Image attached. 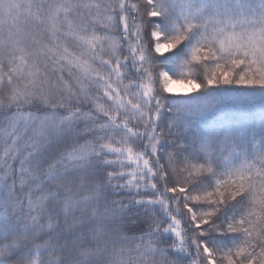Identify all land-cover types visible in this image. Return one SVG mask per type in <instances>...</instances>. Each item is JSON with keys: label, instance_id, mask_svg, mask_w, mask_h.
Returning a JSON list of instances; mask_svg holds the SVG:
<instances>
[{"label": "snow or ice", "instance_id": "snow-or-ice-1", "mask_svg": "<svg viewBox=\"0 0 264 264\" xmlns=\"http://www.w3.org/2000/svg\"><path fill=\"white\" fill-rule=\"evenodd\" d=\"M0 264H264V0H0Z\"/></svg>", "mask_w": 264, "mask_h": 264}, {"label": "trees", "instance_id": "trees-1", "mask_svg": "<svg viewBox=\"0 0 264 264\" xmlns=\"http://www.w3.org/2000/svg\"><path fill=\"white\" fill-rule=\"evenodd\" d=\"M101 102H103V100ZM133 147L136 148L137 151L143 150L142 148H139L137 145H133ZM161 162H163V160ZM177 166H179V162L177 163ZM169 186H172V185L170 184Z\"/></svg>", "mask_w": 264, "mask_h": 264}]
</instances>
